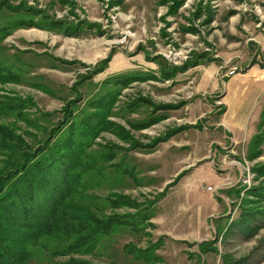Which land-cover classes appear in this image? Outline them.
I'll return each instance as SVG.
<instances>
[{
	"label": "rangeland",
	"instance_id": "obj_1",
	"mask_svg": "<svg viewBox=\"0 0 264 264\" xmlns=\"http://www.w3.org/2000/svg\"><path fill=\"white\" fill-rule=\"evenodd\" d=\"M64 1L0 0V28L7 26L0 35V65L20 76L0 81V105L27 100L23 110L37 126L1 108L0 125L36 148L42 142L26 132L42 141L68 101L78 99L73 111L85 115L95 110L91 101L111 100L107 121L117 127L102 130L88 149L112 150L106 163L113 166L106 165L104 181L86 193L100 201L110 191L123 194L136 206L106 209L126 224L94 253L74 258L98 264H264V202L246 203L262 180L253 173L264 162L262 151L252 160L246 154L255 135L264 138V97L240 109L226 90L234 66L239 75L254 63L264 65V0ZM27 15L50 28L16 24ZM159 116L146 128L137 126ZM120 126L129 139L118 135ZM242 206L248 230L238 223ZM250 212L255 217H244ZM203 241L213 242L217 253ZM47 256L34 255L30 264L68 259Z\"/></svg>",
	"mask_w": 264,
	"mask_h": 264
},
{
	"label": "trees",
	"instance_id": "obj_2",
	"mask_svg": "<svg viewBox=\"0 0 264 264\" xmlns=\"http://www.w3.org/2000/svg\"><path fill=\"white\" fill-rule=\"evenodd\" d=\"M162 1L167 0H160ZM171 1L174 3L176 0ZM8 7L15 8L13 5ZM23 8L27 11L31 7ZM16 24L50 28L49 23L34 21L30 15L19 18ZM3 34H7V26L0 28V35ZM110 60L111 54L102 61V68L99 70L102 71ZM4 71L6 69L0 65L2 82L17 81L20 78L18 74L8 71L3 73ZM169 74L171 73H165L164 77ZM120 82L125 85L130 79ZM77 100L68 101V104L63 106L61 119L49 129L48 136L42 141L34 134L26 132L34 137L35 142H42L36 148L25 143L22 137H14L7 128L0 125V154L4 156L0 165V264H30L34 255L42 254H48V260L68 256L67 260L50 261L48 264H98L74 258L73 255L94 253L101 241L110 236L119 224H126L106 214V209L136 206L135 201L123 194L117 195L110 191L106 200L100 201L99 198L95 199L86 193L87 188L99 186L100 179L104 181L106 165L113 166L112 163L106 162L114 156L113 151L107 147V150L88 149L91 148L90 141L102 130L111 127L114 130L117 125L107 121L111 100L105 102L99 98L98 102L91 101L90 104L95 108L93 112L75 115L73 110L76 109ZM9 104L0 105L1 110L8 109L28 125L37 126V120L30 119L29 113L23 110L28 106L27 100L19 99L15 104ZM34 112L36 114V111ZM53 113L43 114L48 117ZM261 115L263 121L264 109ZM159 120L160 116L137 126L146 128ZM48 128L43 126L42 130L47 131ZM117 129L121 138L129 139L125 129H121V126ZM54 135L59 139L52 141ZM263 141L264 138L260 135L252 138L246 155L248 160L261 154L259 146ZM134 145L142 146L139 142ZM112 147L118 148L117 145ZM255 165L253 173L262 180L250 189L249 193L254 199H246L247 204L252 203L250 201L264 202V162ZM169 185L170 183L167 186ZM242 210L238 223L243 230L251 229L248 219L244 218L242 221V214L247 207L242 206ZM248 215L255 217L253 212L246 213L244 217ZM209 244L208 248L217 253L212 247L213 242H202L205 248ZM223 260H226V257H223Z\"/></svg>",
	"mask_w": 264,
	"mask_h": 264
},
{
	"label": "crops",
	"instance_id": "obj_3",
	"mask_svg": "<svg viewBox=\"0 0 264 264\" xmlns=\"http://www.w3.org/2000/svg\"><path fill=\"white\" fill-rule=\"evenodd\" d=\"M262 44V50L264 51V42ZM245 69V72L239 73V75L238 73L230 75L227 79L226 90L228 93L233 94L236 105L238 104L240 109L244 107L248 108L249 105H253L255 103L256 99L263 100L262 98L264 97V65L261 66V64L254 63L247 66ZM262 109H264V105ZM223 112L224 111L221 113ZM228 121L231 126L235 128L236 125L233 123L234 121H231L230 118H228ZM228 135L230 136V133H228ZM261 149L264 159V143L262 144ZM221 197L223 198L222 195Z\"/></svg>",
	"mask_w": 264,
	"mask_h": 264
},
{
	"label": "built area",
	"instance_id": "obj_4",
	"mask_svg": "<svg viewBox=\"0 0 264 264\" xmlns=\"http://www.w3.org/2000/svg\"><path fill=\"white\" fill-rule=\"evenodd\" d=\"M239 70L237 69L236 66L233 67V69H230L229 72L227 73L228 75H233L236 74ZM210 189V188H208Z\"/></svg>",
	"mask_w": 264,
	"mask_h": 264
}]
</instances>
